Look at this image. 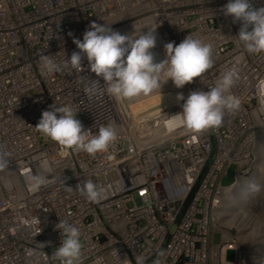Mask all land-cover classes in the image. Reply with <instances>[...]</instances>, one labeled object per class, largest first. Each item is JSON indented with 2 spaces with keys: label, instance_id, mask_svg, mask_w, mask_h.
Wrapping results in <instances>:
<instances>
[{
  "label": "built area",
  "instance_id": "1",
  "mask_svg": "<svg viewBox=\"0 0 264 264\" xmlns=\"http://www.w3.org/2000/svg\"><path fill=\"white\" fill-rule=\"evenodd\" d=\"M255 8L264 0H250ZM228 0H0V264H62L60 220L76 224L79 264H264V52L238 40L241 22L224 14ZM92 21L138 38L157 27V61L164 45L188 35L210 44L213 65L177 88L171 80L148 95L116 98L92 73L46 72L40 58L63 65L79 51L74 38ZM71 33V35H69ZM83 55V54H82ZM239 78L229 94L240 108L218 127L195 131L182 117L192 91H207L224 72ZM96 82L94 94L84 89ZM71 106L89 137L112 125L117 139L89 154L58 144L35 126L50 106ZM236 164V178L223 184ZM34 174L45 183L33 186ZM92 180L103 199L77 190ZM250 183L261 185L259 192ZM233 250L235 259L227 252Z\"/></svg>",
  "mask_w": 264,
  "mask_h": 264
},
{
  "label": "clouds",
  "instance_id": "2",
  "mask_svg": "<svg viewBox=\"0 0 264 264\" xmlns=\"http://www.w3.org/2000/svg\"><path fill=\"white\" fill-rule=\"evenodd\" d=\"M223 11L233 18V22H241L237 38L246 50L249 53L264 52V7L255 8L250 0H228ZM156 29L148 28L138 38L131 39L130 35L113 30L107 24L92 21L82 40L74 38L79 51L73 52L70 60L61 65L49 56H42L41 67L46 72L60 71L69 65L80 69L86 56L90 71L103 80L108 94L116 98L148 95L160 90L168 80L175 87L183 88L212 67V46L190 35L179 44L167 42L164 45L165 59L157 61L153 53L158 40ZM238 78L236 69L232 68L224 72L207 91H192L186 99L182 93L178 94L177 99L184 101L183 110L173 117H182L183 124L195 131L220 126L226 112H235L240 108V99L229 94ZM84 91L94 94L96 82L86 86ZM256 93L264 98V80L258 81ZM35 127L58 144L79 148L89 154L105 151L117 139V131L110 124L101 126L97 134L89 137L71 106H50L42 112ZM7 155L0 152V168L7 166ZM26 179L36 187L45 183V177L39 174ZM76 188L91 202L103 199V187L92 180L78 184ZM260 189V184H249L253 193ZM55 227L61 232V242L52 255L59 258L62 264H79L83 250L80 228L65 220H60ZM101 259L98 257L96 264H100ZM135 264H145L144 256H136Z\"/></svg>",
  "mask_w": 264,
  "mask_h": 264
},
{
  "label": "rangeland",
  "instance_id": "3",
  "mask_svg": "<svg viewBox=\"0 0 264 264\" xmlns=\"http://www.w3.org/2000/svg\"><path fill=\"white\" fill-rule=\"evenodd\" d=\"M236 169H237V165L236 164H232L228 168L227 174L223 177V181H222L224 185H229L235 180V178H236ZM227 258L229 260L235 259V252L233 250H229L227 252Z\"/></svg>",
  "mask_w": 264,
  "mask_h": 264
}]
</instances>
